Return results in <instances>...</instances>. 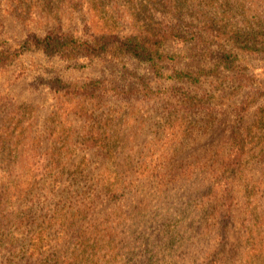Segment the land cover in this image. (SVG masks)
<instances>
[{"label": "trees", "instance_id": "obj_1", "mask_svg": "<svg viewBox=\"0 0 264 264\" xmlns=\"http://www.w3.org/2000/svg\"><path fill=\"white\" fill-rule=\"evenodd\" d=\"M259 1L98 0L99 7L108 5L120 20L128 24L131 32L120 35L110 26V29L101 34H91L90 39H84L81 35L75 37L59 26L57 31H47L41 37L34 34L30 43L48 54L69 53L74 60L77 54H84L86 50L85 55L120 53L155 66L161 57L178 60L179 56L165 52L166 45L171 42L179 46L190 43L207 44V57L213 62L211 69L214 75L218 72L233 73L235 78L232 83L239 91L243 86L253 84V80L249 79L238 63L239 54L255 53L259 50L256 43H261L258 39L264 38V28L260 29L264 24V9L255 6ZM155 14H159L161 18L153 20ZM109 17L112 16L109 14ZM234 17H239L235 23ZM191 22L198 23L193 25ZM249 28L252 30L249 31ZM213 43H217V48L211 47ZM76 65L77 62L73 63V66ZM173 70V77L184 85L180 83L177 86L180 87L181 95L175 105L176 112L170 108L166 112L171 118L174 113L179 115L173 120L177 123L176 130L167 139H175L177 143H181L191 139L199 127L198 120L191 125L188 117H199L198 113H203L204 109L200 106L202 96L199 95V87L192 85L200 80L191 77L187 71L175 67ZM55 82V90L61 92L62 104L68 99H74L76 103L88 102L93 107L95 100L102 99V95L97 94V80L73 83L57 77ZM257 83V86L253 85L248 90L241 102V121L246 110L255 104V100L264 98V80ZM113 94L118 96L119 91L113 89ZM260 109L257 119H264V106ZM88 111L91 117L94 110L87 105L71 109L78 116H84ZM100 113L102 117L96 121L98 123L102 119L100 125H90L89 130L81 136V146L83 149L96 151L97 155L104 158H115L110 150L114 134L104 123V112ZM260 131L256 124L237 126L230 136L227 153L209 157L206 161L208 163L195 162L194 166L179 159L177 151L171 148L175 144H158L149 161L148 158H143L138 164H134L130 161V156H127L126 161L118 165L121 168V180L115 183L100 177L88 184L90 180L85 170L92 171L89 163L85 167H75L68 171V162L62 156L63 152L54 148L43 181L37 180L30 170L10 165L9 171L5 169L3 174V205L0 207V218H3V249L0 248V262L50 264L48 259L41 261L39 256L41 252L45 254V251H41L38 242H32L33 237L42 241L45 235L53 237V240L56 238L57 243L76 237L79 247L71 251L70 258L78 261L81 256L86 257L88 264H92L90 256L96 255L98 251H106L117 257V247L130 249L129 245L132 247V244H138L135 242L137 239H142L145 243L151 241L160 250L166 249L167 254L180 249V253L188 259L187 264H261L264 262V231L261 229L264 227V209H252L245 204L244 213L258 219L243 223L245 229L240 239L230 240V225L237 197L243 194L248 198L256 194L257 191L253 188L249 190L248 185L250 182H257L258 187L263 185V191L256 196L254 203L261 204L264 198V178L260 181L251 180V175H248L250 166L264 164V132ZM4 141L3 139V150L8 151L7 157H17L11 147L16 144L10 140ZM55 144L60 146L58 141ZM157 152L162 153L154 156ZM177 161L179 162L176 163ZM196 165L200 166L198 173L194 169ZM199 172L203 173V181L197 184L193 179L199 177ZM82 180L88 182L85 188L80 183ZM61 181L65 185L59 186ZM144 189L150 190L155 196L157 206L150 210L154 211L153 216L144 221L143 231L148 236L143 231L140 234L129 231L132 225L131 205L133 202L136 206L145 202V199L140 201L137 198ZM56 194L60 196V201L70 202L71 207L69 211H62L56 202V214L50 215L53 209L49 204L54 200L50 201L48 198ZM104 199L111 202L113 209L107 220L99 222L95 215L96 207ZM251 199L254 197L251 196ZM248 201L253 202L250 199ZM38 220L42 222L39 224ZM179 224L186 226V230H181ZM26 226L31 228L29 241L25 238ZM51 228L53 231L50 233ZM51 244L48 243L49 246ZM147 249L152 251L150 247ZM120 254L121 264H128V250ZM109 260V256L103 255L96 262L106 264ZM145 260L149 263L151 261L148 258ZM71 263H84V259ZM130 264L146 263L137 261Z\"/></svg>", "mask_w": 264, "mask_h": 264}, {"label": "rangeland", "instance_id": "obj_2", "mask_svg": "<svg viewBox=\"0 0 264 264\" xmlns=\"http://www.w3.org/2000/svg\"><path fill=\"white\" fill-rule=\"evenodd\" d=\"M255 6L264 9V0H260ZM109 14L112 17H109ZM160 18L159 14H155L153 20ZM238 18L234 17L233 22H237ZM191 23L197 25L198 22ZM59 26H62L64 31L73 33L75 37L81 35L84 39H90L91 34H101L110 29V26L120 35L131 32L128 24L120 20L108 5L99 7L98 0L82 2L80 0H0V207L3 205L4 170L9 171L10 165L13 168L30 170L37 180L43 181L53 148L63 152L62 156L68 162V171L75 167H85L89 163L92 171L85 170V173L88 174L90 182L80 181L85 188L86 182L90 184L100 177L108 178L112 183L120 181L121 168L118 165L126 161L127 156H130V161L134 164H138L143 158L145 160L148 158L149 161L153 158L152 153L158 144L166 145L169 142L175 144L171 148L177 151L179 159L194 166L195 162L208 163L206 161L209 157L227 153L230 136L237 126L256 124L261 129L260 133L264 132V119H257V112L261 111V106H264V98L255 100V104L246 110L242 121L239 118L241 102L248 94V90L253 88V85L257 86L258 81L264 80V38L258 39L261 43H256L259 50L255 53L239 54L238 63L249 79L253 80V84L245 85L238 91L232 83L235 78L232 76L233 73L218 72L214 75L212 72L213 62L207 57L209 53L207 44L190 43L179 46L171 42L166 45L165 52L179 56L178 60L161 57L157 66L120 53L85 55L86 50L84 54L82 52L77 54L74 60L69 53L48 54L31 45L34 34L41 37L47 31H57ZM262 28L264 24L260 29ZM251 30L249 28V31ZM211 47L217 48V43H213ZM76 62L77 65L73 66ZM174 67L187 71L191 77L200 80L192 85L199 87V95L202 96L200 106L204 109L203 113H198L199 117H188L191 125L198 120L199 127L191 139L183 140L181 143H177L175 139L170 141L167 139V137L171 138V134L176 130L177 123L173 120L179 115L174 113L171 118L166 112L169 108L176 112L175 105L178 104L181 95L180 87L177 86L180 83L184 85L173 77ZM57 77L73 83L97 80L99 84L97 94L102 95V99L95 100L93 107L88 102L76 103L74 99H68L62 104L61 92L55 90ZM113 89L119 91L118 96L113 94ZM80 105L93 108L94 114H91V117H89L90 111L84 116L73 114L71 109ZM102 111L105 114L104 119L106 118L104 123L114 134L110 150L115 158H104L97 155L96 151L83 149L81 146V136L89 130L90 125H100L102 119L98 123L96 121L102 117L100 113ZM3 139L4 142L10 140L16 144L11 147L17 157H7L8 151L3 150ZM56 141L60 146L55 144ZM161 153L157 152L154 156ZM176 158L178 159V156ZM199 167V165L194 167L196 173ZM197 175L199 177L193 181L196 180L197 184L202 183L203 173L199 172ZM248 175H251V180L263 179L264 164L250 166ZM58 184L65 185L64 181ZM258 184L250 182L248 185L249 190L253 188L257 191L256 194L251 195L254 199H251V196L247 198L243 194L237 197L230 225V229L232 228L230 240L240 239L245 229L243 223L258 219L244 213L245 204L247 207L250 205L252 209H264V198L261 204L254 203L256 196L263 191L261 189L263 185L258 187ZM56 195V197L50 195L48 198L50 201L54 200L49 204L53 209L50 215L55 213L56 202L62 211H69L71 207L70 202L60 201V196ZM139 195L137 198L140 201L145 199V202L139 203L138 206L133 202L131 205L132 225L129 231L132 234H140L145 229L144 221L153 216L154 211L150 210L157 207L155 196L150 190H141ZM248 199L253 202L250 203ZM112 209L108 199L98 202L95 214L97 220L99 222L107 220ZM41 222L38 220L39 224ZM179 225L181 230H186V226ZM261 229L264 231L263 226ZM30 230L31 228L26 226V240L31 237ZM52 231L53 228L50 229V233ZM143 234L148 236L144 231ZM55 239L44 235L43 240L39 241L33 237L32 242H38L41 251H45V254L41 252L39 256L41 261L48 259L50 264H72L73 261L75 263L84 259V263L75 264H88L86 257L81 256L78 261L70 258L71 251L79 247L76 237L66 238L67 241L60 243ZM135 242L138 244H132V247L129 245L130 249L117 247V251L115 250L117 257L115 254L101 250L89 259L92 260V264H98L96 259L107 255L110 260L106 261V264H121L120 253L128 250V259L126 258L128 264L137 261H144L146 264L188 263V259L180 253V249L167 254L166 249L160 250L151 241L145 243L144 240L137 239ZM48 243H52V246ZM148 247L152 251L148 250ZM0 248L3 249L2 217ZM145 258L150 259V263Z\"/></svg>", "mask_w": 264, "mask_h": 264}]
</instances>
